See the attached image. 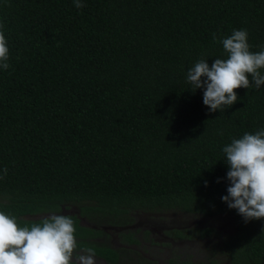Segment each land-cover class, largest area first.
<instances>
[{
	"label": "trees",
	"instance_id": "obj_1",
	"mask_svg": "<svg viewBox=\"0 0 264 264\" xmlns=\"http://www.w3.org/2000/svg\"><path fill=\"white\" fill-rule=\"evenodd\" d=\"M80 3L0 0L10 65L0 68V211L29 227L43 219L24 216L61 215L72 203L83 215H230L243 235L238 252L264 264V220L245 222L222 200L223 148L264 130V85L237 89L234 105L211 112L187 80L199 60L228 57L218 41L233 30L264 51V0ZM64 216L77 249L114 262L113 250L84 241L94 231Z\"/></svg>",
	"mask_w": 264,
	"mask_h": 264
},
{
	"label": "clouds",
	"instance_id": "obj_2",
	"mask_svg": "<svg viewBox=\"0 0 264 264\" xmlns=\"http://www.w3.org/2000/svg\"><path fill=\"white\" fill-rule=\"evenodd\" d=\"M84 6L75 0L76 8ZM3 29L4 24L0 23V68L7 70L9 48ZM213 39H217L216 34ZM218 42L228 57L215 59L211 67L201 59L187 75L195 90L204 89L203 103L211 112L234 105L237 89H249L252 85L258 89L264 85V51H250L246 30H233L231 36ZM223 152L229 165L230 186L222 200L230 209L237 210L245 222L264 220V130L245 133L225 146ZM77 248L71 217L51 215L29 227L0 211V264H96L95 249L84 248V254H77Z\"/></svg>",
	"mask_w": 264,
	"mask_h": 264
},
{
	"label": "flooded vegetation",
	"instance_id": "obj_3",
	"mask_svg": "<svg viewBox=\"0 0 264 264\" xmlns=\"http://www.w3.org/2000/svg\"><path fill=\"white\" fill-rule=\"evenodd\" d=\"M80 208L81 206L77 203L63 204L60 205L59 213L76 216L80 226L95 232V236L84 241H90L99 247H107L116 253L114 262L96 255L95 259L99 262L97 264H131L134 261L139 264H162L153 257L154 253L157 256L164 255V251H169L171 254L164 259L167 264H247V259L248 264H255L250 258L238 252L242 246L243 235H237V221L230 215L203 217L199 214L173 210L149 211L147 208L120 209L118 214L103 215L104 213L97 212L95 207L92 211L89 210L87 215H83ZM160 212L179 215L178 219L180 216H189L196 220L213 221L220 217L228 219L232 226L223 229L202 221L189 223L181 221V225L178 226L171 222L164 225L144 217ZM51 215H58V213L51 211L26 215L23 218L36 221ZM157 238H162L164 241H156ZM146 244L149 245L147 248L144 247ZM175 247L181 250L173 251ZM82 250L77 249V254H84Z\"/></svg>",
	"mask_w": 264,
	"mask_h": 264
},
{
	"label": "rangeland",
	"instance_id": "obj_4",
	"mask_svg": "<svg viewBox=\"0 0 264 264\" xmlns=\"http://www.w3.org/2000/svg\"><path fill=\"white\" fill-rule=\"evenodd\" d=\"M144 217L147 218L148 220L152 221V222H159V223H163L164 225H167V224H169L171 222L172 224H176L177 226L178 225H181L180 224L181 221H184L186 223L193 222V221L194 222H196V221H202V220L192 219L189 216H180V219H178L179 215L176 216L175 214H171V213H161V212L160 213H153L152 216L151 215H146ZM202 222L205 223V224H212V225L220 226V228H223V229H227V227L229 228V227L232 226L231 225V222H229L228 219H224V218H220V217L214 219L213 221H202ZM155 240L156 241H164V239H162V238H157ZM148 246L149 245H147V244L144 245L145 248H147ZM180 250H181V248L179 249L178 247H175L173 251H180ZM153 251H154V249H153ZM191 251H192V249H191ZM202 251H203V249H202ZM163 254L164 255H162V256H157L156 253H154L153 259L157 260L158 263L159 262H162V264L163 263L164 264H167L166 263V260H164V259H166L167 257H170L171 254H170L169 251H164ZM97 263H99V262L96 261V264ZM135 263H137V262L134 261L131 264H135ZM137 264H139V263H137Z\"/></svg>",
	"mask_w": 264,
	"mask_h": 264
}]
</instances>
